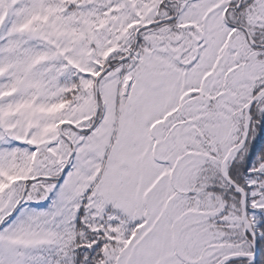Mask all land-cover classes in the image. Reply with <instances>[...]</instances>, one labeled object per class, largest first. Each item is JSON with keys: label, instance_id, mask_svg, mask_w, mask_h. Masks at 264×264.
Wrapping results in <instances>:
<instances>
[{"label": "snow or ice", "instance_id": "snow-or-ice-1", "mask_svg": "<svg viewBox=\"0 0 264 264\" xmlns=\"http://www.w3.org/2000/svg\"><path fill=\"white\" fill-rule=\"evenodd\" d=\"M0 264H264V0H0Z\"/></svg>", "mask_w": 264, "mask_h": 264}]
</instances>
